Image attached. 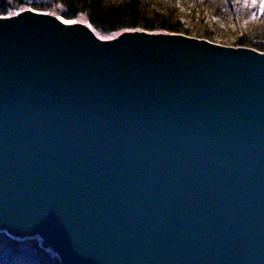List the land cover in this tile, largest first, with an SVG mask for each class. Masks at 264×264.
Here are the masks:
<instances>
[{
  "label": "water",
  "instance_id": "water-1",
  "mask_svg": "<svg viewBox=\"0 0 264 264\" xmlns=\"http://www.w3.org/2000/svg\"><path fill=\"white\" fill-rule=\"evenodd\" d=\"M53 20H0V232L60 264H264V52Z\"/></svg>",
  "mask_w": 264,
  "mask_h": 264
},
{
  "label": "trees",
  "instance_id": "trees-1",
  "mask_svg": "<svg viewBox=\"0 0 264 264\" xmlns=\"http://www.w3.org/2000/svg\"><path fill=\"white\" fill-rule=\"evenodd\" d=\"M24 8L71 22L84 19L100 36L134 29L161 31L264 52V5L256 18L244 22L236 0H0V16ZM232 23L239 27V35L225 38ZM0 264L60 262L36 238L0 232Z\"/></svg>",
  "mask_w": 264,
  "mask_h": 264
},
{
  "label": "rangeland",
  "instance_id": "rangeland-1",
  "mask_svg": "<svg viewBox=\"0 0 264 264\" xmlns=\"http://www.w3.org/2000/svg\"><path fill=\"white\" fill-rule=\"evenodd\" d=\"M236 2L238 5V14L240 16V19L243 20L244 22L256 18L258 14H260L259 12L262 11V8L264 5L262 0H236ZM27 15L46 17L50 19H62L50 13L38 12L30 8H24L23 10L15 11L12 14L0 16V20L10 21L11 19H14L16 16L20 17V16H27ZM66 27L70 30L79 31L83 34H86L89 38L93 40V42H96L100 44L101 46H105V47H111L113 45L115 46V44L123 36L129 33H133L132 31H137L134 29V30L113 33L110 35L100 36L95 31H93L91 26L84 19H78L72 22L68 21V24L66 25ZM148 32H153V31H148ZM153 33L156 35L166 34V32L164 33L161 31H154ZM226 34L227 36L225 35L224 37L228 39H234L235 35H239V27L237 26V24L232 23ZM5 233L10 235L11 237L18 238V239H21V238L23 239L27 237L36 238L39 241L41 246H43V244L45 243L43 239L39 237H34L33 233L27 230H21L20 232L17 230H7L5 231ZM46 249H49L53 253L51 248L46 247Z\"/></svg>",
  "mask_w": 264,
  "mask_h": 264
},
{
  "label": "bare ground",
  "instance_id": "bare-ground-1",
  "mask_svg": "<svg viewBox=\"0 0 264 264\" xmlns=\"http://www.w3.org/2000/svg\"><path fill=\"white\" fill-rule=\"evenodd\" d=\"M53 23H55V25H57V26H66L67 24H68V21H65V20H63V19H55V20H53ZM135 33V32H134ZM140 34H147V35H149V36H155V34L152 32H139ZM2 229H4L5 231H7L6 230V228H2ZM38 234V233H37ZM39 235V234H38ZM59 254V253H58Z\"/></svg>",
  "mask_w": 264,
  "mask_h": 264
}]
</instances>
